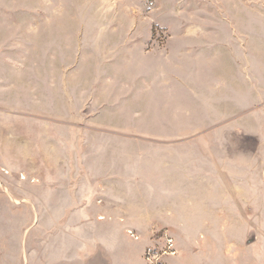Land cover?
<instances>
[{"label": "rangeland", "instance_id": "rangeland-1", "mask_svg": "<svg viewBox=\"0 0 264 264\" xmlns=\"http://www.w3.org/2000/svg\"><path fill=\"white\" fill-rule=\"evenodd\" d=\"M137 193L190 206L144 264L159 230L161 264H264V0H0V264H90Z\"/></svg>", "mask_w": 264, "mask_h": 264}, {"label": "crops", "instance_id": "crops-1", "mask_svg": "<svg viewBox=\"0 0 264 264\" xmlns=\"http://www.w3.org/2000/svg\"><path fill=\"white\" fill-rule=\"evenodd\" d=\"M137 194V196L126 197L121 214L115 216L109 215L108 211L111 208L101 196L98 217L93 215L89 219L90 264H144L142 253L150 242L152 232L150 227L173 223L184 224L182 213L190 208L187 199L178 201L183 204L180 203L182 206L178 209V214H174L175 210L168 202H155L153 206L145 207L143 197L139 196L140 193ZM124 226H145L146 228L140 230L139 238L135 239L125 235ZM110 227L112 228L109 230Z\"/></svg>", "mask_w": 264, "mask_h": 264}, {"label": "built area", "instance_id": "built-area-1", "mask_svg": "<svg viewBox=\"0 0 264 264\" xmlns=\"http://www.w3.org/2000/svg\"><path fill=\"white\" fill-rule=\"evenodd\" d=\"M152 238L153 243L145 250V259L148 264H161V256L175 252L173 239L166 230H159Z\"/></svg>", "mask_w": 264, "mask_h": 264}]
</instances>
